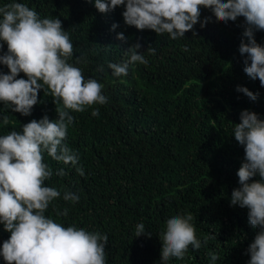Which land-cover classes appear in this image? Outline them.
I'll return each mask as SVG.
<instances>
[{"label":"trees","instance_id":"obj_1","mask_svg":"<svg viewBox=\"0 0 264 264\" xmlns=\"http://www.w3.org/2000/svg\"><path fill=\"white\" fill-rule=\"evenodd\" d=\"M12 0H0V7ZM35 10L40 18H59L74 45L69 61L84 77L104 85L108 102L94 104L82 113L72 112L65 143L75 152L81 167L53 160L45 152L44 162L53 175L45 185L60 191L45 215L63 226H76L88 232L106 234V264H161L159 233L165 222L177 214H191L198 239L209 233L201 249L189 250L180 260L166 264H213L209 252L219 259L215 264H248L249 245L257 229L248 223L247 209L230 204L231 193L239 187L236 175L244 159V148L233 136L242 110L264 119V87L243 71L238 51L243 38L244 18L217 22L210 10L201 8V28L194 26L185 37L171 39L169 34L137 30L124 23V6L100 13L94 0H16ZM226 2V0H225ZM118 27L111 30L113 24ZM239 25V26H238ZM123 33L126 42L116 39ZM264 45V31L254 34ZM3 43V42H0ZM140 43L147 65L130 66L128 75L116 77L108 62L125 59L124 50ZM187 49V50H185ZM7 51V45L0 54ZM75 56L83 61L75 63ZM103 64L105 71H96ZM0 71L8 73L4 65ZM20 77H24L21 73ZM19 78V77H18ZM237 86L259 93L256 101L237 92ZM30 116L13 113L0 103V136L20 132L22 125L47 115L58 119L56 108L45 86ZM99 109L98 116H92ZM7 115L8 125L2 117ZM233 123V124H232ZM63 169L64 176L57 175ZM259 179V177H255ZM71 191L78 202L65 201ZM67 209V215H57ZM143 223L146 235L135 237V226ZM10 233L0 225V247ZM0 264H6L0 256Z\"/></svg>","mask_w":264,"mask_h":264},{"label":"clouds","instance_id":"obj_2","mask_svg":"<svg viewBox=\"0 0 264 264\" xmlns=\"http://www.w3.org/2000/svg\"><path fill=\"white\" fill-rule=\"evenodd\" d=\"M122 5L125 25L149 29L157 35L167 33L173 40L185 37L189 31L196 36L194 26L200 23L203 28L210 21V17L201 21V8L210 10L217 22H235L243 17L242 37L247 42L242 38L238 49L244 57L243 71L264 87V45L254 36L264 31V0H94L95 8L105 14ZM117 27L114 23L111 30ZM116 39L127 40L123 33H118ZM0 42V50L4 43L7 45V51L0 54V65L9 70L0 71V103L13 113L30 116L45 86L54 103H62V108H56L58 119L50 120L45 115L39 121L23 124L20 132L0 136V225L10 233L0 247V256L6 264H106V234L74 225L65 227L45 215L61 193L45 185L53 172L43 155L46 152L53 160L76 167L79 157L65 143L68 127L74 123L69 110L82 113L94 104H106L104 85L94 78L86 79L82 70L69 62L74 57V45L62 21L58 17L42 19L25 3L12 0L0 7ZM141 47L135 43L123 49L125 59L121 62H108L112 75L126 76L130 66L147 65L144 53L155 55V49L149 45L140 51ZM82 61V56H75L76 64ZM96 71L104 72V65ZM21 73L26 78L20 77ZM236 91L252 101L259 96L243 86H237ZM91 115L98 116L99 109ZM239 118L240 123H232L233 136L244 148V159L236 173L239 187L233 189L230 204L247 209L248 223L257 229L247 249L248 264H264V119L247 109ZM2 121L8 125V116ZM76 171L84 175L81 167ZM56 174L66 173L60 169ZM257 176L259 179H255ZM63 199L75 203L79 196L66 190ZM57 215L66 216L67 209ZM192 220L190 213L166 220L159 233L161 264L173 257L182 260L189 246L198 251L209 239L216 238L209 233L203 241L198 239ZM135 232V237L151 236L143 223L135 226ZM208 256L213 264L219 259L214 251Z\"/></svg>","mask_w":264,"mask_h":264}]
</instances>
